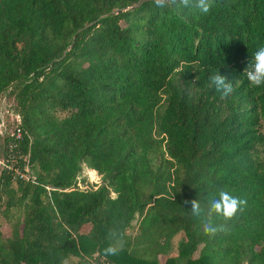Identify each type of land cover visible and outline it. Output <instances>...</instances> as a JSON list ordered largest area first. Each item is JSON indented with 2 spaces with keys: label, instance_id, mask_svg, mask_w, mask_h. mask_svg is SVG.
Wrapping results in <instances>:
<instances>
[{
  "label": "trees",
  "instance_id": "1",
  "mask_svg": "<svg viewBox=\"0 0 264 264\" xmlns=\"http://www.w3.org/2000/svg\"><path fill=\"white\" fill-rule=\"evenodd\" d=\"M212 4L0 0V101L22 116L35 179L0 171V264H160L181 233L164 264H264V85L243 73L264 46V0ZM85 167L101 184L84 187ZM221 189L247 200L227 222L207 217ZM208 219L226 231L206 235Z\"/></svg>",
  "mask_w": 264,
  "mask_h": 264
},
{
  "label": "clouds",
  "instance_id": "2",
  "mask_svg": "<svg viewBox=\"0 0 264 264\" xmlns=\"http://www.w3.org/2000/svg\"><path fill=\"white\" fill-rule=\"evenodd\" d=\"M156 7H176V8H190L198 9L202 14H208L213 6L212 0H154ZM244 75L253 87L264 85V46L259 47L251 56L247 67L244 69ZM212 85L215 86L216 91L221 93L222 98L230 96L233 91V85L228 79L227 75H222L220 71L214 72L209 76ZM183 205H190L191 215L200 217L204 213L201 206V200L198 199H184ZM247 205V200L232 195L229 191L219 190L216 195L207 198V217L216 215L222 217L224 221L232 220L239 211ZM226 231V224L215 225L210 219L206 220L204 224V232L206 235H215L218 232ZM121 235L118 231L110 230L109 244L104 249L106 255L115 256L120 251Z\"/></svg>",
  "mask_w": 264,
  "mask_h": 264
},
{
  "label": "built area",
  "instance_id": "3",
  "mask_svg": "<svg viewBox=\"0 0 264 264\" xmlns=\"http://www.w3.org/2000/svg\"><path fill=\"white\" fill-rule=\"evenodd\" d=\"M11 116V122L14 126L10 136L12 140L9 141L7 146L6 155L3 158V168H7L13 174L14 179H23L30 182H35L33 175L30 172L28 164L21 166L22 154H21V142L23 140L24 131L22 127V116L16 113L11 105L4 103L0 106V135L5 138V132L8 127V118ZM7 134V133H6ZM49 188V187H48ZM93 264H114L106 261L104 258L93 260Z\"/></svg>",
  "mask_w": 264,
  "mask_h": 264
},
{
  "label": "rangeland",
  "instance_id": "4",
  "mask_svg": "<svg viewBox=\"0 0 264 264\" xmlns=\"http://www.w3.org/2000/svg\"><path fill=\"white\" fill-rule=\"evenodd\" d=\"M4 103H6L7 105H10L11 103L7 100V99H3L0 101V106H2ZM8 118V127H7V130L5 132V135H10L14 126L11 122V116L8 115L7 116ZM7 133V134H6ZM3 136H1L0 138V161H4L3 158H4V141H3ZM3 168V165L2 163H0V171L2 170ZM82 177H87L88 179V182H89V185H85L84 187H92L93 186H98L99 184H101V176L98 174V172L96 170H93V169H89L87 167H85L84 171H83V176ZM0 221L2 223V229H3V232L6 236L10 235V225H9V221L4 218V217H1L0 218ZM138 232V229H137V224L134 223L129 229H128V233L130 234H136ZM184 234L181 233V234H178L174 240H173V248L172 250L169 252V255H173V254H176L177 253V247H178V242L183 238ZM76 259V258H75ZM72 261H75L74 258L69 260L68 261V264H71Z\"/></svg>",
  "mask_w": 264,
  "mask_h": 264
},
{
  "label": "crops",
  "instance_id": "5",
  "mask_svg": "<svg viewBox=\"0 0 264 264\" xmlns=\"http://www.w3.org/2000/svg\"><path fill=\"white\" fill-rule=\"evenodd\" d=\"M178 254V251H177V253L176 254H173V255H166V256H162L161 258H160V264H164V262H165V260L169 257V256H176Z\"/></svg>",
  "mask_w": 264,
  "mask_h": 264
}]
</instances>
